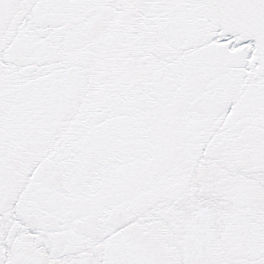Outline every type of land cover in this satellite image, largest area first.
Masks as SVG:
<instances>
[{
  "label": "snow or ice",
  "instance_id": "1",
  "mask_svg": "<svg viewBox=\"0 0 264 264\" xmlns=\"http://www.w3.org/2000/svg\"><path fill=\"white\" fill-rule=\"evenodd\" d=\"M0 264H264V0H0Z\"/></svg>",
  "mask_w": 264,
  "mask_h": 264
}]
</instances>
